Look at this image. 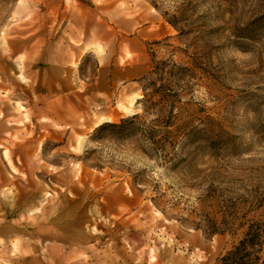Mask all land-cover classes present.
<instances>
[{"label": "rangeland", "instance_id": "374dc122", "mask_svg": "<svg viewBox=\"0 0 264 264\" xmlns=\"http://www.w3.org/2000/svg\"><path fill=\"white\" fill-rule=\"evenodd\" d=\"M151 53L186 68L176 169L94 139L143 116ZM263 196L264 0H0V264H216L243 228L205 216Z\"/></svg>", "mask_w": 264, "mask_h": 264}, {"label": "trees", "instance_id": "16d2710c", "mask_svg": "<svg viewBox=\"0 0 264 264\" xmlns=\"http://www.w3.org/2000/svg\"><path fill=\"white\" fill-rule=\"evenodd\" d=\"M167 21L182 34L175 18ZM157 44L159 42L152 43ZM151 63V69L142 78L143 97L140 103L143 116L155 118L146 122L142 120V115L135 114L117 123H104L95 130L97 136L94 139L100 140L103 135L118 141L139 138L150 145L146 152L150 157H160L169 168L176 169L185 161L183 154H186L189 143L200 140H194L193 131L188 132V121L177 125L178 116L174 113L180 95L184 92L186 68L170 58L156 60L154 53H151ZM252 206L264 208V196L260 199L255 197ZM220 208L223 214L221 221L205 216L204 232L209 236L228 233L236 238L237 230L243 228V231L219 255L216 264H264V218L248 220L246 213L239 215L236 204L232 207L222 205Z\"/></svg>", "mask_w": 264, "mask_h": 264}]
</instances>
